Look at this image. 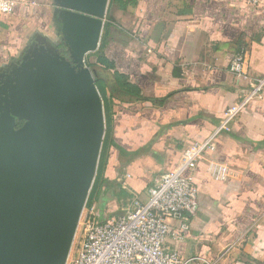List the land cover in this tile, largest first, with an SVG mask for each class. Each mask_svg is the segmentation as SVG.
<instances>
[{
	"label": "crops",
	"instance_id": "1",
	"mask_svg": "<svg viewBox=\"0 0 264 264\" xmlns=\"http://www.w3.org/2000/svg\"><path fill=\"white\" fill-rule=\"evenodd\" d=\"M17 1L13 13L0 17V66L11 60H4L6 49L21 51L33 33L57 37L49 0ZM126 1L125 8L109 5L101 44L92 53L96 59L104 52L115 66L105 69L115 79L111 87L102 79L105 96L119 89L117 73L139 90V97L116 98L109 107L102 201L100 207L93 202L108 218L145 202L148 189L175 167L183 149L206 139L224 110L245 94L249 82L230 70L239 49L248 52L249 74L264 75V2ZM126 173L131 177L123 188L119 179ZM191 174L198 210L187 230L172 220L182 239L169 242L182 255L209 259L232 245L222 264H264V97L248 103Z\"/></svg>",
	"mask_w": 264,
	"mask_h": 264
},
{
	"label": "water",
	"instance_id": "2",
	"mask_svg": "<svg viewBox=\"0 0 264 264\" xmlns=\"http://www.w3.org/2000/svg\"><path fill=\"white\" fill-rule=\"evenodd\" d=\"M53 1L57 37L0 66V264H67L106 134L115 79L90 61L111 0Z\"/></svg>",
	"mask_w": 264,
	"mask_h": 264
},
{
	"label": "built area",
	"instance_id": "3",
	"mask_svg": "<svg viewBox=\"0 0 264 264\" xmlns=\"http://www.w3.org/2000/svg\"><path fill=\"white\" fill-rule=\"evenodd\" d=\"M258 5L264 0H246ZM18 5L17 0H0V15H9ZM247 50L239 49L231 61L230 70L240 79L247 80L245 94L223 112L214 131L202 141L186 146L175 167L161 175L148 189V199L135 207H126L123 213L99 221L96 203L81 215L75 240L67 264H222L221 259L231 250L228 245L216 259L190 254L182 255L169 238L182 239L172 228V220L180 228L189 229V216L195 215L199 202L197 186L191 172L207 150L216 148V139L223 131L231 130L248 103L264 97V75L253 77L247 70ZM126 173L119 179L127 188Z\"/></svg>",
	"mask_w": 264,
	"mask_h": 264
},
{
	"label": "trees",
	"instance_id": "4",
	"mask_svg": "<svg viewBox=\"0 0 264 264\" xmlns=\"http://www.w3.org/2000/svg\"><path fill=\"white\" fill-rule=\"evenodd\" d=\"M114 3H118L124 8L127 5L126 0H111L110 4H114ZM17 6H16L15 10L17 9ZM17 52H18V47L17 48H7L6 49L7 56H5L4 60L7 61L8 59H11L14 56V54L15 55L17 54ZM96 55H97L96 59H94V57L92 55L90 65H92L93 67L100 66L104 69H114L115 68L114 63L106 57L104 52H98V53H96ZM116 75H117L118 83L120 86L119 89L113 88L111 90L112 94L110 97H108L107 95L104 96V106H105V112H106V125H107L106 126V134H105L103 147H102V151H101V157H100V162H99V166H98L97 177L95 179V182H94L91 194H90V199L88 200V206H91V204L95 200L97 201L101 195V189H102V185H103L102 184V180H103L102 173H103L104 166H105L107 158H108V149L110 146V139H111V133H110L111 114H110V108H109L111 100H114L116 98L126 100L127 97H130V98L139 97V90H137V88L134 85H132L130 82H128L125 75L120 74V73H117ZM97 84H98L100 91L104 94L105 93V86H104V82L102 81V79L99 80L97 82ZM97 183H98V185L96 186ZM98 213H100L99 221L103 222V221H106L109 219L108 213L107 214L104 213L105 214L104 215L103 210H100V212H98ZM109 214H110V212H109Z\"/></svg>",
	"mask_w": 264,
	"mask_h": 264
},
{
	"label": "rangeland",
	"instance_id": "5",
	"mask_svg": "<svg viewBox=\"0 0 264 264\" xmlns=\"http://www.w3.org/2000/svg\"><path fill=\"white\" fill-rule=\"evenodd\" d=\"M50 1V3H48L49 5H50V7L52 8V7H55L56 6V4L54 3V1L53 0H49ZM51 10V9H50ZM3 15H0V17H2ZM28 21H30V20H28ZM7 54V53H6ZM101 92V91H100ZM101 94H102V97H103V99H104V96H105V93L103 94L102 92H101ZM107 126V125H106ZM96 177H97V175H96ZM94 185V184H93ZM98 185V183L96 184V186ZM93 188V187H92ZM92 191V190H91ZM90 194H91V192H90ZM123 194H124V192H123ZM89 199H90V195H89ZM88 199V200H89ZM101 201H102V199L100 198L99 200H97V203L99 204V207H100V203H101ZM129 204H131V202H127V205H129ZM130 206V205H129ZM114 212V211H113ZM116 213H118V214H121V213H123V211H116ZM115 212H114V214H116ZM111 214H112V212H111ZM98 215V219L100 218V213H98L97 214Z\"/></svg>",
	"mask_w": 264,
	"mask_h": 264
},
{
	"label": "flooded vegetation",
	"instance_id": "6",
	"mask_svg": "<svg viewBox=\"0 0 264 264\" xmlns=\"http://www.w3.org/2000/svg\"><path fill=\"white\" fill-rule=\"evenodd\" d=\"M31 37H32V39H34V38L36 39L38 37V34L37 33L36 34L33 33V35H31L29 37V40H31L30 39ZM27 45H28V43L26 42L25 46L21 49V51H18L17 54L14 55L11 59L12 60H19L22 57V54H24V49L27 47ZM22 123L23 122L18 123V126L21 125Z\"/></svg>",
	"mask_w": 264,
	"mask_h": 264
}]
</instances>
